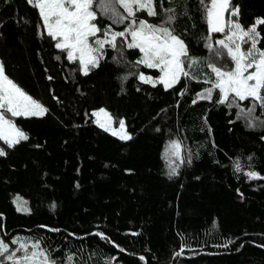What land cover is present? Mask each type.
<instances>
[{"label":"trees","instance_id":"16d2710c","mask_svg":"<svg viewBox=\"0 0 264 264\" xmlns=\"http://www.w3.org/2000/svg\"><path fill=\"white\" fill-rule=\"evenodd\" d=\"M236 6L245 28L264 18V0H232ZM156 10L160 15L138 16L159 24L175 15L172 27L198 61L187 69L194 78L181 77L168 90L138 79L160 73L136 65L142 53L134 48L124 47L121 58L106 45L99 66L84 75L78 60L55 48L28 0H0V63L48 110L42 117L6 113L28 140L12 148L0 141L7 153L0 156V239L39 240L58 264L68 254L74 264H264V179L245 175L264 176V109L238 116L216 102L218 90L212 100L197 99L211 87L203 81L214 79L208 63L232 66L215 55L225 34L206 39L199 0H156ZM97 22L102 29L112 23L103 13ZM258 31L264 48V25ZM239 104L246 109L251 101ZM100 107L124 120L131 140L98 126L92 110ZM172 140L192 157L177 161L170 178L165 150Z\"/></svg>","mask_w":264,"mask_h":264},{"label":"snow or ice","instance_id":"6c2138e0","mask_svg":"<svg viewBox=\"0 0 264 264\" xmlns=\"http://www.w3.org/2000/svg\"><path fill=\"white\" fill-rule=\"evenodd\" d=\"M205 16L208 36L211 41L212 33H224V39L215 41L220 46L215 55L226 56L232 66H217L216 63H208L213 78L205 79L204 83L211 87L197 94V99L212 100L213 91L218 90L217 103L226 104L229 108H237L238 116L251 117L257 106L264 109V48L258 47L261 43L259 25H264V18H258L245 28L238 20L239 6L232 7V0H199ZM28 3L38 9V14L43 21L47 35L56 41L55 48L66 52L67 60L79 62V71L88 75L91 68L99 66V59L103 56L105 46H110L117 51L122 58L124 47L138 49L142 56L135 62L136 65H144L149 69H158L160 75L156 78L138 74V79L145 84L156 87L163 85L165 90L173 88L180 82L181 77L194 78L187 70L198 63L189 57L188 46L172 25L176 21L175 15H166L161 23L152 24L145 19H138L137 12H147L149 17L160 15L156 10V0H28ZM95 5V7H94ZM117 6L123 9L126 15L118 11ZM96 8L108 15L113 23L123 24L128 21L123 31H114L109 25L101 28L95 22L98 19ZM172 8L164 9L165 13L174 12ZM237 19H225V14ZM102 35H98L101 34ZM128 36L131 40H128ZM90 38H95L90 42ZM118 38H122L118 40ZM244 45H249L244 48ZM213 50L212 43L205 45ZM57 59H60L58 56ZM116 61L117 57H113ZM186 60L189 61L186 64ZM51 79V78H50ZM187 89L180 92L184 95ZM193 99L192 103H197ZM251 101V106L242 108L239 102ZM45 108L37 100L33 99L19 86H17L5 74L4 65L0 63V141L9 148L28 140V135L16 126L12 119L6 118V113L11 117H42L47 113ZM106 117L104 122L97 119L98 126L105 131H112L121 140H131L132 136L125 130V122L119 121V130L111 129L112 117L104 109L94 112L92 115ZM251 126V122H250ZM159 131V129H157ZM182 142L172 140L165 150V159L170 152L181 163L184 157ZM7 155L4 148L0 147V156ZM191 163V156L187 158ZM169 177L177 174V169L171 167L169 161ZM235 171L240 172L241 166L236 163ZM248 179H264L255 171L245 173ZM21 198H17L20 200ZM26 203V202H25ZM55 207V204L52 205ZM17 211H28L18 204ZM102 239L106 237L102 233H95ZM232 243L228 241L227 244ZM227 244L223 245L227 247ZM16 247H11V246ZM122 250V249H121ZM181 247L176 255L183 253ZM144 260V257H140ZM66 264H74V256L68 254L65 257ZM0 264H58L51 252L42 246L41 241L26 242L19 237L9 242L0 239Z\"/></svg>","mask_w":264,"mask_h":264},{"label":"rangeland","instance_id":"374dc122","mask_svg":"<svg viewBox=\"0 0 264 264\" xmlns=\"http://www.w3.org/2000/svg\"><path fill=\"white\" fill-rule=\"evenodd\" d=\"M94 7H95V5H94ZM117 8H118V11L121 13V14H123V9L122 8H119V6H117ZM96 10H97V12L98 13H102L101 11H100V9L99 8H96ZM126 15V14H125ZM139 14H138V12H137V18L138 19H140L139 18V16H138ZM225 19H226V15H225ZM232 19H236V17H233ZM97 24H98V26L100 27V25H99V23L97 22V21H95ZM111 22L112 23H108L106 26H104L103 28H105V27H107V26H111L112 27V29L114 30V31H123L124 30V28H125V26L127 25V23H128V21H125L123 24H116V23H113V20L111 19ZM46 30V29H45ZM98 35H102V33L101 34H98ZM225 38V36L222 38V39H224ZM95 38H90V42H92L93 40H94ZM249 45H244L243 47L244 48H247ZM106 47V46H105ZM220 51H226V50H221L220 49ZM101 59V58H100ZM100 59H99V61H100ZM215 63V62H214ZM217 66H221V65H219V64H217ZM145 75H147V74H145ZM148 76H151V75H148ZM29 95V94H28ZM32 97V96H31ZM34 99V98H33ZM36 100V99H35ZM39 102V101H38ZM40 103V102H39ZM44 106V105H43ZM45 107V106H44ZM46 108V107H45ZM100 109H104L107 113H109L110 114V116L112 117V122H111V129H113V130H119V121H116L115 119H114V117H113V115L111 114V112L108 110V109H106L105 107H100V108H97V109H94V110H92V114L94 113V112H99L100 111ZM6 118H8V116L6 115ZM10 119V118H9ZM97 119H99L101 122H104L105 120H106V117H104V115L103 114H101L99 117H97V116H94V121L96 122L97 121ZM124 121V120H123ZM125 130L127 131V133H129L130 134V132L127 130V127H126V124H125ZM109 132H111L112 133V131H109ZM131 135V134H130ZM118 137V136H117ZM182 146H183V150H182V156L184 157V159L186 158H188V156L190 155L191 157H192V155H191V153H190V148L189 147H187L184 143H182ZM168 162L170 161L171 162V167L172 166H174L175 164H176V162L177 161H179L175 156H172L171 155V153L169 152L168 153Z\"/></svg>","mask_w":264,"mask_h":264}]
</instances>
